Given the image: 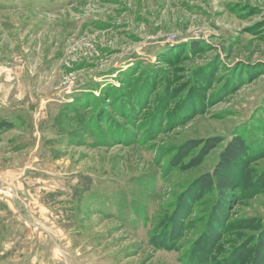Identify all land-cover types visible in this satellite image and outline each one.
I'll list each match as a JSON object with an SVG mask.
<instances>
[{"label":"rangeland","instance_id":"1","mask_svg":"<svg viewBox=\"0 0 264 264\" xmlns=\"http://www.w3.org/2000/svg\"><path fill=\"white\" fill-rule=\"evenodd\" d=\"M264 0H0V264H264Z\"/></svg>","mask_w":264,"mask_h":264},{"label":"trees","instance_id":"2","mask_svg":"<svg viewBox=\"0 0 264 264\" xmlns=\"http://www.w3.org/2000/svg\"><path fill=\"white\" fill-rule=\"evenodd\" d=\"M262 247H264V245H262Z\"/></svg>","mask_w":264,"mask_h":264}]
</instances>
